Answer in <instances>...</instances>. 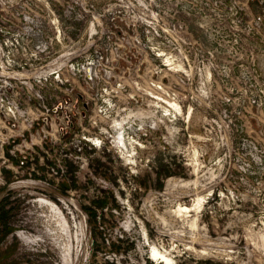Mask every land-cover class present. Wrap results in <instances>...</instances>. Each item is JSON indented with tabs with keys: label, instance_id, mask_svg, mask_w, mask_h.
I'll list each match as a JSON object with an SVG mask.
<instances>
[{
	"label": "rangeland",
	"instance_id": "obj_1",
	"mask_svg": "<svg viewBox=\"0 0 264 264\" xmlns=\"http://www.w3.org/2000/svg\"><path fill=\"white\" fill-rule=\"evenodd\" d=\"M240 138L264 150V0H0V264H264Z\"/></svg>",
	"mask_w": 264,
	"mask_h": 264
},
{
	"label": "trees",
	"instance_id": "obj_2",
	"mask_svg": "<svg viewBox=\"0 0 264 264\" xmlns=\"http://www.w3.org/2000/svg\"><path fill=\"white\" fill-rule=\"evenodd\" d=\"M165 176H168L170 172H164ZM105 202H102L101 200L95 201L92 203L94 208L92 209L91 206H87L83 208V211L86 213L88 217L89 224H95L96 223V214L94 209L103 207ZM8 218H9V212L4 209L3 206L0 207V233L2 235H7L10 232H12V228L8 226Z\"/></svg>",
	"mask_w": 264,
	"mask_h": 264
},
{
	"label": "built area",
	"instance_id": "obj_3",
	"mask_svg": "<svg viewBox=\"0 0 264 264\" xmlns=\"http://www.w3.org/2000/svg\"><path fill=\"white\" fill-rule=\"evenodd\" d=\"M226 102L227 103H231V100L227 98ZM254 103L255 102H252V105ZM256 106H257V104H256ZM236 117H239V114L238 113H236ZM237 119L238 118H236V120ZM238 150L239 151H242V150L248 151L250 154L253 155L254 158H257V160L260 161V165H261V162L264 159V150H262L259 147V144H258L257 140H255V139H252V138H240L239 139L238 146H237V151Z\"/></svg>",
	"mask_w": 264,
	"mask_h": 264
},
{
	"label": "bare ground",
	"instance_id": "obj_4",
	"mask_svg": "<svg viewBox=\"0 0 264 264\" xmlns=\"http://www.w3.org/2000/svg\"><path fill=\"white\" fill-rule=\"evenodd\" d=\"M173 105L177 108L176 104H173ZM119 143H120V145H124L123 136H120ZM199 203H200V200L197 201V205H198L197 208H200ZM183 209L187 210V211L189 210V208H187V207H184ZM149 258L152 261H156L158 264H171V261H172L171 258H169L165 253L159 251L154 246H152V248H151L150 257Z\"/></svg>",
	"mask_w": 264,
	"mask_h": 264
}]
</instances>
